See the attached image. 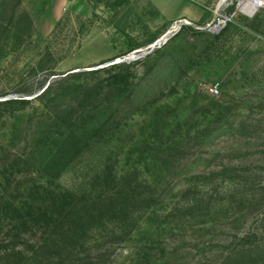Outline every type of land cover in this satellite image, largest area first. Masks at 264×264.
<instances>
[{
  "label": "rangeland",
  "instance_id": "obj_1",
  "mask_svg": "<svg viewBox=\"0 0 264 264\" xmlns=\"http://www.w3.org/2000/svg\"><path fill=\"white\" fill-rule=\"evenodd\" d=\"M218 5L0 0V264H264V8ZM45 188L109 198L76 243Z\"/></svg>",
  "mask_w": 264,
  "mask_h": 264
},
{
  "label": "trees",
  "instance_id": "obj_2",
  "mask_svg": "<svg viewBox=\"0 0 264 264\" xmlns=\"http://www.w3.org/2000/svg\"><path fill=\"white\" fill-rule=\"evenodd\" d=\"M50 86H51V82H49L47 84V86L42 89V92L39 93L38 95H36L34 98H39V97L47 94L49 92ZM8 101H10V100H5V101H1V102L5 103ZM14 101H22L23 102L26 100L14 99ZM53 162H54L53 158H50L48 161H46L45 166H49ZM116 180L117 179H115L113 181H116ZM122 180L125 182L126 179L122 177ZM92 194H93L92 199H88V196H90ZM92 194L91 193L79 194V193H77V191L76 192H69L67 190L50 191L49 189L45 188L39 192L37 191L35 193H28L27 204L30 205V206H28V207H30V209L36 208V207L40 206L41 204L44 205L45 203H48L49 207L53 206L55 208H58V207L61 208V210L59 211V213L57 214L56 217H54L53 214L52 215H46L45 217L42 218V220H46L47 218H50V217H53L54 222H57L58 220L62 221L63 219H65L66 225L64 224L63 226L59 227L58 229L56 228L55 233H53V234L58 235V233H60V234H63L65 236H68V237L73 236V240L75 239V241L77 243L79 238H80L77 236L78 234L83 233V231H88V228H90V230H92L94 227L92 225L90 226V224L85 223V217L84 216H86V217L88 216L87 217L88 219H94V218L100 216V214H94L93 210H95L97 207L101 206L102 204H106L107 200L109 198V195L108 194L106 195L105 193H103V190H100L98 192H94ZM112 194H115V192H112ZM78 196H82V197L75 201L74 199L77 198ZM76 204H82V207L86 209V213L88 215H85L84 213L80 212V210H77L75 207ZM39 219L40 218L37 217V220H39ZM44 226L43 227L41 226L43 230L40 233L42 234V237H41L42 243L45 244L47 241L48 231L51 234L50 228H51L52 224L46 222L44 224ZM126 227L127 226H125V224H123V223L120 226V228L122 230L126 229ZM5 241L7 244H6L4 252H11V246H9V244H8L9 240H5ZM12 252H14V250Z\"/></svg>",
  "mask_w": 264,
  "mask_h": 264
},
{
  "label": "built area",
  "instance_id": "obj_3",
  "mask_svg": "<svg viewBox=\"0 0 264 264\" xmlns=\"http://www.w3.org/2000/svg\"><path fill=\"white\" fill-rule=\"evenodd\" d=\"M229 6L232 7L231 10L224 12ZM261 8H264V0H237L235 4L233 0H219L215 16L207 25V30L217 34L238 15L251 17ZM209 91L211 94L218 93V89L215 86L210 87Z\"/></svg>",
  "mask_w": 264,
  "mask_h": 264
},
{
  "label": "water",
  "instance_id": "obj_4",
  "mask_svg": "<svg viewBox=\"0 0 264 264\" xmlns=\"http://www.w3.org/2000/svg\"><path fill=\"white\" fill-rule=\"evenodd\" d=\"M165 41V40H164ZM152 49V47H150V50ZM140 55H142V54H140ZM139 55V56H140ZM139 56H135V57H131V58H137V57H139ZM117 62H119V61H117Z\"/></svg>",
  "mask_w": 264,
  "mask_h": 264
}]
</instances>
